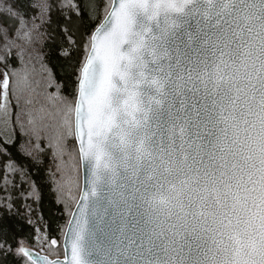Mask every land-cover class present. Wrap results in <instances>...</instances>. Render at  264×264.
Segmentation results:
<instances>
[{
  "label": "snow or ice",
  "instance_id": "obj_1",
  "mask_svg": "<svg viewBox=\"0 0 264 264\" xmlns=\"http://www.w3.org/2000/svg\"><path fill=\"white\" fill-rule=\"evenodd\" d=\"M217 60L244 71L185 80ZM61 232L63 261L32 251ZM0 264H264V0H0Z\"/></svg>",
  "mask_w": 264,
  "mask_h": 264
},
{
  "label": "trees",
  "instance_id": "obj_2",
  "mask_svg": "<svg viewBox=\"0 0 264 264\" xmlns=\"http://www.w3.org/2000/svg\"><path fill=\"white\" fill-rule=\"evenodd\" d=\"M27 60L26 67H24L23 71L20 72L16 80L19 81L25 73H27L29 79L33 82V86L36 87L37 93H39V100L41 103L51 104L52 102L46 101L45 94L47 92V81L48 76L46 74V69L42 67L41 62L37 59ZM54 91V90H53ZM15 104V100L12 101ZM54 107L51 105V110H59L56 122H59L61 117L63 116V105L58 101L56 103H52ZM74 107V106H73ZM54 112V111H53ZM73 118V112H72ZM55 127V125H54ZM56 180L61 181L58 185V195H60L64 201V203L70 209L65 216V220L62 221L66 226V221L69 217L71 209L73 208L75 201L78 197L81 183V171H80V161H79V153L78 149L73 152L70 156L64 157V163L62 164L61 171L57 173ZM63 232L59 234L58 245L53 247L50 245V240L44 244H36L34 246H30L37 251H40L50 257L61 256L63 254L61 242H62Z\"/></svg>",
  "mask_w": 264,
  "mask_h": 264
},
{
  "label": "water",
  "instance_id": "obj_3",
  "mask_svg": "<svg viewBox=\"0 0 264 264\" xmlns=\"http://www.w3.org/2000/svg\"><path fill=\"white\" fill-rule=\"evenodd\" d=\"M138 2H144V3H148V4H166V3H183L184 0H138ZM229 2H231V0H229ZM169 17L174 19L176 17V13L174 12H170ZM158 19L161 20V22L163 23L164 21V12L161 10L159 11V15H158ZM189 23H192V21H189ZM244 71L243 68H239V73H238V69L237 67H232L231 66V62H228V66L225 65V63L221 62L220 60H217L215 63L213 64H209V65H201L199 67V69L195 72L189 73L188 70H185V72L183 73V76L185 78V80L188 79L189 75L191 74L192 80L193 82L199 83V80L197 79V77H199L200 80H211L212 82H215L217 80H230L232 79L234 76L238 75V74H242ZM148 97H145L144 100L145 102H147ZM131 104H135V101H131ZM224 115L227 117L228 113L225 112ZM75 119V112H74V108H73V120ZM232 121L229 120V124H231ZM221 127H223V125H221ZM176 136H177V147H179V129L176 130ZM79 153V152H78ZM80 161V158H79ZM108 163V161L102 156L101 157V161H100V166H101V171L103 172L104 170V165ZM89 166L88 164L85 162L83 167H81L80 164V171H81V183H80V190H79V194L78 197L76 199L79 200L80 196H81V189L85 188L86 185V179L87 176L89 175ZM170 186H165L163 189H161L159 196L157 197V200H159L160 197L166 196L168 194V190H169ZM241 200L240 203L243 204L244 200H243V194H241ZM76 201L75 204L73 206L72 209L76 208ZM249 207L251 208V205L249 203ZM251 211H257V209L255 208H251ZM71 218V212L69 214L68 219ZM67 230V223L65 226V231ZM65 241L66 238L64 236V234L62 235V242H61V246H62V250H63V254L61 256H56V257H50L44 253H41L39 251H37L36 249L32 248V251H34L36 254H38L39 256H45L47 257L49 260H55V259H59L61 261H63L65 259L64 253H65Z\"/></svg>",
  "mask_w": 264,
  "mask_h": 264
},
{
  "label": "rangeland",
  "instance_id": "obj_4",
  "mask_svg": "<svg viewBox=\"0 0 264 264\" xmlns=\"http://www.w3.org/2000/svg\"><path fill=\"white\" fill-rule=\"evenodd\" d=\"M37 2H39V0H37ZM51 105H52V107H54L53 106V104L51 103ZM54 112H57V110L55 109V110H53ZM40 252V251H39ZM42 253V252H41Z\"/></svg>",
  "mask_w": 264,
  "mask_h": 264
}]
</instances>
